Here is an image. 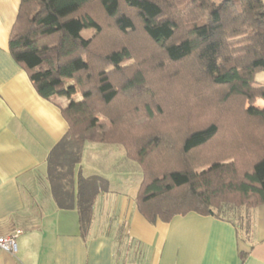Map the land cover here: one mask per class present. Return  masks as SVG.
Segmentation results:
<instances>
[{"label": "trees", "instance_id": "16d2710c", "mask_svg": "<svg viewBox=\"0 0 264 264\" xmlns=\"http://www.w3.org/2000/svg\"><path fill=\"white\" fill-rule=\"evenodd\" d=\"M9 50L68 124L48 174L83 236L101 185L87 143L139 166L151 223L264 205V0H21Z\"/></svg>", "mask_w": 264, "mask_h": 264}, {"label": "crops", "instance_id": "0c3cea01", "mask_svg": "<svg viewBox=\"0 0 264 264\" xmlns=\"http://www.w3.org/2000/svg\"><path fill=\"white\" fill-rule=\"evenodd\" d=\"M20 3L0 0V237L24 232L16 254L0 248V264H264V205L238 211L234 222L190 213L151 223L136 205L139 187L130 190L141 170L118 146L84 147L81 164L101 185L82 235L76 207H60L48 174V157L68 124L9 50ZM259 77L264 84V73ZM87 151L117 158L86 165ZM69 200L75 204L76 196Z\"/></svg>", "mask_w": 264, "mask_h": 264}, {"label": "rangeland", "instance_id": "374dc122", "mask_svg": "<svg viewBox=\"0 0 264 264\" xmlns=\"http://www.w3.org/2000/svg\"><path fill=\"white\" fill-rule=\"evenodd\" d=\"M93 32L91 31V30H85V31H83V35L84 36H86V37H89L91 34H92ZM260 74L256 77L257 79V81H259L260 80ZM81 98V96L78 94L77 96H76V100H78V99H80ZM256 105L257 106H260V107H264V100H258L257 101V103H256ZM90 146V145H89ZM121 148V147H120ZM122 149V148H121ZM123 150V149H122ZM124 151V150H123ZM89 151H87V153H86V157H85V164L86 165H90V163L91 162H89V161H91V159H92V161H99V162H102V161H104V160H106L105 158H107V161L108 162H110V161H112L113 163H115V159L117 158V156L116 155H112V154H110V155H101V153H99V154H96V155H89L90 154V152L88 153ZM88 163V164H87ZM84 164V163H83ZM139 176H137V178L135 177V178H133L132 180H131V182H130V184H131V186H130V190L131 191H133V192H131V193H134V189H135V191L137 190V188L139 187V184H140V182H141V174H138ZM234 219H236L237 220V218H234Z\"/></svg>", "mask_w": 264, "mask_h": 264}, {"label": "built area", "instance_id": "2783aa9c", "mask_svg": "<svg viewBox=\"0 0 264 264\" xmlns=\"http://www.w3.org/2000/svg\"><path fill=\"white\" fill-rule=\"evenodd\" d=\"M23 232L21 229H15L10 234L0 237V248L5 252L16 254L18 251L17 238Z\"/></svg>", "mask_w": 264, "mask_h": 264}]
</instances>
